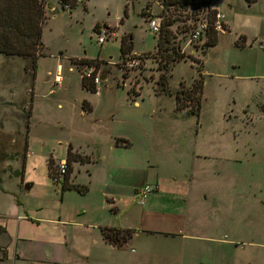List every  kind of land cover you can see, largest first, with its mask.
I'll return each mask as SVG.
<instances>
[{
  "label": "rangeland",
  "instance_id": "1",
  "mask_svg": "<svg viewBox=\"0 0 264 264\" xmlns=\"http://www.w3.org/2000/svg\"><path fill=\"white\" fill-rule=\"evenodd\" d=\"M40 1L46 15L44 46H38L36 54H42L36 78L30 58L0 54V175L4 177V187L11 188L24 176L25 184H34L22 190L26 201L39 203L45 209L56 207L62 193L68 191L51 178L50 157L56 161L64 158L69 143L80 153L94 151V144L107 138L109 130L111 134L115 132L112 128L120 118L124 126L126 117L145 115L147 106L153 109L156 145H164L172 155H178L181 148L193 144L200 152L216 156L198 163L205 177L212 178L204 186L212 195L208 204L214 205L209 208L215 210L211 212L214 223L224 226V234L230 239L261 238L264 0H195L187 6L170 4L174 0H166L168 6L164 0H74L73 10L63 9L56 0ZM47 3L56 9H46ZM146 7L150 13L142 14ZM213 10L222 12L229 23L224 32L217 33L216 46H207L210 36L192 41L194 23L211 17ZM151 16L162 17L161 24L168 17L173 20L163 52L157 51L159 35L150 29ZM97 25V31L112 27L118 37L99 44ZM131 37L135 53L148 57L145 65L133 69L127 66V58H121V39ZM135 53L130 59L137 57ZM178 53L185 57L173 61ZM81 58L100 62L97 72L100 69L105 78L97 85L98 93L82 85L87 65L77 63ZM200 77L205 79V85L198 118L188 109L179 110L176 97L186 99ZM163 81L167 84L163 85ZM140 94L142 97H137ZM84 99L94 105L87 116L83 108L90 107L87 102L82 104ZM130 99L140 101V105L131 104ZM224 146L226 149H222ZM222 150L227 155H220ZM79 167L83 180L87 174ZM188 167L196 171L194 164ZM242 251L233 253L234 258Z\"/></svg>",
  "mask_w": 264,
  "mask_h": 264
},
{
  "label": "crops",
  "instance_id": "2",
  "mask_svg": "<svg viewBox=\"0 0 264 264\" xmlns=\"http://www.w3.org/2000/svg\"><path fill=\"white\" fill-rule=\"evenodd\" d=\"M225 24L229 26L226 20ZM84 102L90 107L86 110L82 105L87 116L94 105ZM129 102L140 105V101ZM146 109L145 115L126 117L125 127L120 118L112 128L115 132L109 130L90 153H80L69 143L74 152L90 157L88 163L74 162L69 177V183L84 191L71 195L76 189L64 190L68 192L62 193L54 208L26 201L22 190L34 184H25L24 176L8 188L0 175V264H264V234L238 241L214 223L215 210L209 209L214 205L208 204L212 195L204 186L212 178L205 177L198 163L216 156L200 152L193 144L181 148L178 155L156 145L153 109ZM117 139L129 141L130 146L117 145ZM220 155H227L226 150ZM63 159L67 154L55 161ZM77 165L85 169L83 180ZM148 183H158L159 188L140 202L138 193ZM103 229L130 235L115 246ZM241 249L244 253L234 258L233 253Z\"/></svg>",
  "mask_w": 264,
  "mask_h": 264
},
{
  "label": "trees",
  "instance_id": "3",
  "mask_svg": "<svg viewBox=\"0 0 264 264\" xmlns=\"http://www.w3.org/2000/svg\"><path fill=\"white\" fill-rule=\"evenodd\" d=\"M165 1V6L169 5V2ZM250 2H256L258 0H249ZM66 1L58 2L62 5L63 9H66L65 3ZM74 2V1H73ZM195 2V0H174V2L170 3L173 5L179 4L180 6L191 5ZM52 5V4H51ZM76 4L72 5V10L75 8ZM49 7L47 3L46 9ZM146 9H150L146 7L143 9L142 14H147ZM127 10H125V15ZM215 13V10L212 11ZM45 9L43 3L40 0H0V54L5 55H14L22 58H30L32 61V70L34 73V78H36V70L38 67V60L41 55H36L38 51V46H44L43 42V27L45 24ZM162 18V17H161ZM122 20V18H121ZM162 20V19H161ZM168 21H164L161 24V31L159 34V38H157V51L163 52V43L165 40H168L171 35V25L173 24V20L167 19ZM196 23V22H195ZM194 23V25H195ZM98 25L95 27L97 31ZM194 27V26H193ZM98 32V31H97ZM217 31L214 29H208L207 33L202 38H207L210 36L211 40L208 41V47H214L217 44ZM201 38V39H202ZM246 41V37H245ZM245 43V42H244ZM244 46V45H243ZM134 41L132 38L121 39V58L128 60L131 58L130 55L134 53ZM148 55V54H147ZM183 53H178L176 57L172 60H179L184 58ZM142 62L140 65H145L148 61L147 56L141 57ZM127 60V61H128ZM126 61V63H127ZM77 63H84L86 65H95L100 68V62L95 60H85L83 58L78 59ZM167 69V65H164ZM164 68V67H163ZM165 68V69H166ZM164 82V81H163ZM167 83L164 82L163 85ZM82 85L85 89L92 92H97V85L93 80L89 79L86 76H82ZM204 85L205 79L203 77L198 78L192 85V87L188 90V95L185 97L186 99L182 100L179 96L176 97V104L179 110L188 109L191 114L196 115L198 118L201 114L202 108V97L204 93ZM27 129H29V124H27ZM27 140V136H26ZM28 143V140H27ZM117 145H124L126 147L130 146V142L124 139H117ZM28 148V146H27ZM29 149V148H28ZM27 157V154H26ZM26 160L23 161V169L20 171L22 175L24 173ZM67 162L69 171L64 176V178L58 183L62 184L63 191L69 189H76L78 191L83 192L84 188L80 185H75L69 183V177L72 172V165L74 162L80 163H88L90 162V158L88 156L81 155L79 153L73 152L72 147L69 146L67 151ZM54 163V166H53ZM49 171L51 178L54 181V176L57 171V165L59 162L50 157L49 161ZM53 166V167H52ZM103 234L106 239L109 240L113 245L119 246L124 241L127 240V237L130 235L129 231H124L120 229H103ZM129 238V237H128Z\"/></svg>",
  "mask_w": 264,
  "mask_h": 264
},
{
  "label": "built area",
  "instance_id": "4",
  "mask_svg": "<svg viewBox=\"0 0 264 264\" xmlns=\"http://www.w3.org/2000/svg\"><path fill=\"white\" fill-rule=\"evenodd\" d=\"M62 1H66L64 7L67 10H72V5H74L73 2L74 0H57V2H62ZM53 7L54 6H52V8ZM147 12L150 13V9H148ZM161 19H162L161 17L151 16V18L148 20L150 29L155 34H159L161 31ZM208 29H214L217 32H224L226 29L225 15L222 12L215 10V13H213L211 17L205 19H198L191 30V40L192 41L200 40L207 33ZM117 37H118V33L112 27L104 26L103 28H100L98 30V42L101 45L109 41L111 38H117ZM261 48L264 49V46L261 45ZM136 55L137 57H133V59H129L126 63L130 69L140 66L142 62L141 55L139 54ZM82 76H86L89 79L93 80L96 85L100 84L103 81L101 76V70L99 69L97 72V67L95 65H90V66L87 65V68ZM57 79L61 81L59 77ZM68 171H69V167H68L67 159H63L59 161V164L57 165V171L54 176V182L59 183L68 173ZM158 188H159L158 183L146 184L138 193L139 201L143 202L147 196L157 191Z\"/></svg>",
  "mask_w": 264,
  "mask_h": 264
},
{
  "label": "flooded vegetation",
  "instance_id": "5",
  "mask_svg": "<svg viewBox=\"0 0 264 264\" xmlns=\"http://www.w3.org/2000/svg\"><path fill=\"white\" fill-rule=\"evenodd\" d=\"M57 1V0H56ZM56 3H58V2H56ZM50 6L48 7V9H50V11H54L56 8H55V6H54V4L53 5H51V4H49ZM52 6H54L53 8H52ZM135 53V52H134Z\"/></svg>",
  "mask_w": 264,
  "mask_h": 264
},
{
  "label": "water",
  "instance_id": "6",
  "mask_svg": "<svg viewBox=\"0 0 264 264\" xmlns=\"http://www.w3.org/2000/svg\"><path fill=\"white\" fill-rule=\"evenodd\" d=\"M132 38V37H131ZM102 79H104V77H102ZM27 189H30L31 188V185H27L26 186Z\"/></svg>",
  "mask_w": 264,
  "mask_h": 264
}]
</instances>
